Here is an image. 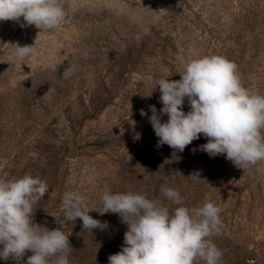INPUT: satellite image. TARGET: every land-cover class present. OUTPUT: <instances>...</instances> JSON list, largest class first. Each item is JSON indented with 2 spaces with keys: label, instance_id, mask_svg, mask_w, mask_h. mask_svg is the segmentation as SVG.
<instances>
[{
  "label": "rangeland",
  "instance_id": "rangeland-1",
  "mask_svg": "<svg viewBox=\"0 0 264 264\" xmlns=\"http://www.w3.org/2000/svg\"><path fill=\"white\" fill-rule=\"evenodd\" d=\"M60 3L65 18L56 29L0 21V180L30 174L47 183L33 222L69 235V264H108L127 225L97 211L89 215L108 222L104 231L82 230L79 218L64 224L65 192L95 210L104 192H134L171 211L177 205L161 185L179 190L186 207L221 209L223 227L211 237L223 253L219 264H264V160L244 171L224 155L193 153L207 143L203 135L183 153L157 148L148 119L150 105L163 107L158 80H179L190 60L204 56L234 62L242 85L264 95V0ZM16 44L33 53L18 59Z\"/></svg>",
  "mask_w": 264,
  "mask_h": 264
},
{
  "label": "clouds",
  "instance_id": "clouds-1",
  "mask_svg": "<svg viewBox=\"0 0 264 264\" xmlns=\"http://www.w3.org/2000/svg\"><path fill=\"white\" fill-rule=\"evenodd\" d=\"M23 18V20H21ZM65 18L60 0H0V21H13L21 27L56 29ZM34 46L15 45V56L23 60ZM49 54L54 53L49 50ZM74 67L65 71L68 77ZM179 80L160 78L157 112L149 106L148 117L156 137V147L168 145L183 153L201 135L207 143L192 151L206 152L210 157L225 158L244 171L264 160V95L241 83L237 65L219 55L190 60ZM187 98L190 110L183 106ZM141 116H147L144 109ZM167 115L166 122L162 117ZM164 197L177 205L173 210L134 192L109 193L100 197L102 208L95 210L79 194L65 192L62 206L64 224L82 221V230L93 234L109 227L107 221L89 215L118 214L127 225L121 250L108 256V264H219L222 251L212 242L223 227L221 209L212 202L201 207L184 206L179 190L161 185ZM48 185L39 177L25 174L21 178L0 180V259L21 264H69L73 250L62 229L33 222L34 206L44 198ZM248 264H255L249 260Z\"/></svg>",
  "mask_w": 264,
  "mask_h": 264
}]
</instances>
